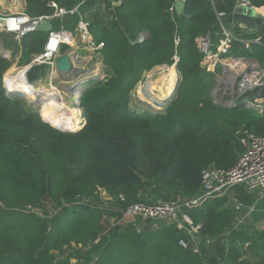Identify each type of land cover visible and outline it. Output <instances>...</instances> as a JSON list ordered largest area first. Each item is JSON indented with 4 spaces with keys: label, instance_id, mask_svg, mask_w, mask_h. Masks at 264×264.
I'll return each instance as SVG.
<instances>
[{
    "label": "trees",
    "instance_id": "obj_1",
    "mask_svg": "<svg viewBox=\"0 0 264 264\" xmlns=\"http://www.w3.org/2000/svg\"><path fill=\"white\" fill-rule=\"evenodd\" d=\"M24 1L25 12L39 16L52 12L49 2L72 8L82 0ZM234 2L186 0L181 14H170L174 0H87L81 10L90 20V34L104 43L106 76L81 90L84 124L75 133L59 132L46 122L76 131L81 120L65 126L41 114L44 122L34 105H23L22 96L5 94L2 75L10 65L0 55V264H52L54 253L69 246L73 249L59 264H218L220 259L222 264H264V200L251 214V224L232 235L227 251L217 241L201 256L178 246L184 233L175 227L119 223L130 205L181 203L200 191L203 170L233 168L243 152L240 129L264 135V114L213 103L218 69L203 68L197 44L207 33L218 36L220 21L233 24L237 39L230 55L264 66V26L248 33L231 22ZM251 3L264 6V0ZM218 14L224 16L219 20ZM140 33L147 37L138 44ZM45 35L28 33L17 47L21 56L41 53ZM254 38L259 43L246 48L245 41ZM175 55L180 79L176 89L170 82L171 99L160 109L130 108L137 84L154 67L171 66ZM99 189L110 198L106 207L99 202ZM235 201L244 209L252 205L251 195L237 186L230 195L183 210L200 235L215 239L237 215ZM110 219L114 226L106 229ZM236 240L248 242V248L241 251Z\"/></svg>",
    "mask_w": 264,
    "mask_h": 264
},
{
    "label": "built area",
    "instance_id": "obj_2",
    "mask_svg": "<svg viewBox=\"0 0 264 264\" xmlns=\"http://www.w3.org/2000/svg\"><path fill=\"white\" fill-rule=\"evenodd\" d=\"M176 1L182 3L186 2V0H174V4ZM86 2L87 0H82L72 8H66L52 1L47 4L52 12L39 16H30L24 9L18 13L8 12L7 14H0V33L4 36L12 37L18 43L30 32V29L35 27L39 22L44 20L50 22L51 30L46 32V40L42 52L39 54H31V59L26 65L30 67L34 65H43V70L46 69L45 74L42 70L39 75L40 79L31 85H35L43 79H47L48 86L53 85L49 88H56L59 99L64 101L65 104H67V101L62 98L63 94L58 88H62L69 83H74V86L70 89V92L74 94L78 91V89L76 90V86L80 87L91 80L103 81L106 76L104 75L103 58L101 56L104 43L97 42L90 34V20L87 19L86 14H83L81 10L82 5ZM251 2L252 0H235L234 8H253ZM174 4L168 10L170 14L175 13ZM223 16V14H218V19L220 20ZM74 17H76V20L72 22L71 18ZM54 21L57 22L56 29H54L52 25ZM219 29L220 36H218L216 42L212 39L213 34L207 33L206 36L198 40L197 44L200 53L203 54V68L208 69V71H214L217 68L219 72H222L221 75L218 71L215 74L213 80L214 86L211 89L212 99L214 102L225 99L226 103H229L235 99L241 90L251 89L256 85H263L264 68L255 60L237 56H234V58L231 57L230 51L232 44L237 37L228 27L224 26L221 21ZM259 41V38H255L252 42L248 41L246 42V47L248 44L259 43ZM179 42L180 36L177 35L174 43L177 46ZM8 50L9 49H6L0 41V55H7ZM64 56L69 57L70 68L67 72L60 73L57 69V65ZM178 59V55H175L172 58L173 64L171 66L159 65L154 67L149 74L152 73V75H157L162 71V68H174ZM242 62L248 65L247 70H245L241 76L236 77L234 82L229 85V80L226 79V72L232 70ZM23 65L22 63L20 66ZM8 70L2 75V87L5 94L9 95L10 93H16L19 96L25 97L21 95L19 88L14 89L6 82ZM234 72H236V70H234ZM23 80H25V83L28 82L26 77L23 78ZM246 83H248L247 88ZM36 88L39 87L36 86ZM134 92L135 90L133 91L135 96L136 93ZM77 94H79V91ZM66 96L67 94L65 93L64 98H66ZM79 101L80 97L76 104V109L80 110ZM30 102L32 106L37 103V101L34 100H30ZM40 117L45 121L41 114ZM79 118L83 121V113H79ZM238 133V141L240 146L243 147V152L239 154L233 168L223 170L209 167L202 171L200 191L193 197L181 201V203L162 201L149 205L133 204L122 212L120 221L131 219L141 223L147 222L154 229L175 227L178 231H183L184 233V237L177 241L178 246L181 249L191 250L192 253L197 256H201L204 250L211 249L213 244L217 241H219L221 245H224L227 251V249L232 246V235L239 233V231L251 224V214L255 211L257 205L264 200V135L254 134L246 128L240 129ZM237 186H242L243 190L251 195L252 205L244 209L241 203L235 201L236 205L234 207L235 210L238 211L237 215H235L232 223L219 238L212 239L200 235V227L192 223L183 208H198L207 200L219 199V197L230 195ZM98 195H100V197H106V193L101 189L98 190ZM235 245L238 247L243 245L241 251H245L249 243L246 242L242 244L240 241L236 240ZM223 262L224 260L220 259L218 264H222Z\"/></svg>",
    "mask_w": 264,
    "mask_h": 264
},
{
    "label": "rangeland",
    "instance_id": "obj_3",
    "mask_svg": "<svg viewBox=\"0 0 264 264\" xmlns=\"http://www.w3.org/2000/svg\"><path fill=\"white\" fill-rule=\"evenodd\" d=\"M25 5H26V1H24V0H0V14H7L8 12H13V13H18V12H20L22 9H24V7H25ZM29 15V14H28ZM52 25H53V28L54 29H56L57 28V22H53L52 23ZM0 41H1V43H3V45H4V47H7V45H9V50H8V52H7V55H1V58H3V59H6V61H8L9 62V67H8V69H12L14 66H16V65H21L22 63L24 64V65H26L28 62H29V60L31 59L30 58V55L32 54H29V55H27V56H21V52H16L15 53V51H14V49L16 48V50H17V47L19 48L20 47V44L18 45V42H16V40L15 39H13L12 37H9V36H4L2 33H0ZM213 41H214V39H213ZM19 51V50H18ZM15 53V54H14ZM234 56H236L235 55V53L234 54H231V57H233L234 58ZM262 67V66H261ZM262 68H264V66L262 67ZM7 69V70H8ZM173 70H174V72L175 73H177L176 72V69L175 68H173ZM9 71V70H8ZM43 72H44V74H45V72H46V69L45 70H43ZM218 73H220V75L222 74V72H219L218 71ZM43 74V75H44ZM166 73H163L162 71L161 72H159V74H157V75H152V73L151 74H148V75H146L143 79H142V81H140V83L136 86V88L134 89L135 90V92L134 93H136V95L134 96V94H133V92H131V95H132V100H134V102L135 103H131L130 105H129V107L131 108V107H133L135 104H138V105H143V106H145V105H147L150 101H148V103L147 102H145V101H143L142 99H140L139 97H138V94H137V87L138 88H140V85H145L146 83H149V82H153L154 81V83L156 82V81H159V80H161L160 78L163 76V75H165ZM43 75H41V76H43ZM179 75V73H177V76ZM44 77V76H43ZM179 79H180V77H179ZM3 81V80H2ZM214 82V81H213ZM164 83H166L165 85L164 84H161V85H164V87L163 88H161L162 90H163V93H164V95L166 96L168 93V90L170 89V82L168 83V81L166 80ZM86 83H84V85H85ZM84 85H82V86H76V90L78 89V91H79V94H81V90H83L84 89ZM168 85V86H167ZM35 86H37V87H39L38 88V90H40V91H43V92H45V93H50V94H52V93H56V88H49V86H48V82H47V79L45 80V79H43L41 82H38L37 84H35ZM74 86V83H69V84H66L65 86H63L62 88H58V90L60 91V92H62V98L63 99H65L66 101H67V104H66V106L65 107H67V109L68 110H70V109H73V110H76V112L78 113V115H79V113H81L82 114V109H76V104L78 103V99H79V97H80V99H81V96H82V94L81 95H79V94H77V92H75L74 94L72 93V92H70V89L72 88ZM150 86V88H155L156 86L155 85H149ZM176 86H177V84L176 85H174V88L176 89ZM214 86V84L212 85V87ZM51 87V86H50ZM168 89H167V88ZM174 88H172L171 90L174 92ZM212 89V88H211ZM133 90V91H134ZM72 91V90H71ZM172 91H170V92H172ZM67 94V96H66V98H64V94ZM34 94V95H33ZM174 94V93H173ZM25 95H29L31 98H33V97H38L40 94H38V91L36 90L35 92L34 91H27V93L25 94ZM54 95V94H53ZM40 98L42 97V95L41 96H39ZM228 98V97H227ZM20 99H23V105H25L26 106V108L29 106V105H31L32 103L30 102V100H29V98H27V97H22V98H20ZM34 99V98H33ZM37 99V98H36ZM230 99V98H229ZM44 101H47V100H44ZM213 102H214V100H213ZM36 105H34L33 107H36V108H33V107H31L32 109H35V111H36V113L37 114H39V112L41 111V106H40V104H38V103H35ZM149 106H150V104H148ZM32 106V105H31ZM151 107L152 108H154V106L153 105H151ZM157 109H160V108H157ZM251 111V110H250ZM255 113H257V112H255ZM40 115V114H39ZM44 115V114H43ZM67 115H69V114H67ZM79 117V116H78ZM80 119V118H79ZM81 121H82V119H80ZM45 122V121H44ZM46 123H48V124H50L51 126H53L52 124H51V122L50 121H47ZM83 124H84V120L82 121V124L76 129V131H78V130H80L81 128H82V126H83ZM108 196H107V194H106V197L105 196H102V197H100V195H98V199H99V202L103 205V206H107V205H109V198H107ZM90 201L92 200L93 201V199L92 198H90L89 199ZM128 222H131V223H133L134 224V227H139V224H138V222L136 221V220H131V219H125V220H123V221H120L119 223H121V224H123V225H125L126 223H128ZM114 224V219H110V220H108V221H106V229L107 228H109V227H111V226H114L113 225ZM256 227L257 226H259L260 227V225H255ZM263 225L261 224V227H262ZM139 230V229H138ZM73 249V247H67V248H65L64 249V251H63V253H54L55 254V259H54V261H53V263L52 264H59L61 261H62V259L64 258V257H66L67 256V254L71 251ZM96 256V255H95ZM97 257V256H96ZM71 261V263H74L75 262V260H73V259H71L70 260ZM91 264H94L93 262H91Z\"/></svg>",
    "mask_w": 264,
    "mask_h": 264
},
{
    "label": "bare ground",
    "instance_id": "obj_4",
    "mask_svg": "<svg viewBox=\"0 0 264 264\" xmlns=\"http://www.w3.org/2000/svg\"><path fill=\"white\" fill-rule=\"evenodd\" d=\"M18 66L16 65L12 69H9L8 78L6 81L14 89L19 88L21 91V95L27 98L29 97L30 100L37 101V103L41 105L40 114H44L46 117H49L50 119L56 121L58 124L65 126L69 125L75 127L80 123L78 113L73 109L68 110L67 107H65V102L59 99L57 92L52 94L45 93L43 91L38 90L35 85H31L28 82H24L25 80H23V78H25L24 76L27 74V71L30 69V66ZM247 68L248 65H246L245 62H242L239 65L235 66L232 70L226 72V79L229 80V85L234 82V79H236V77L241 76L245 72V70H247ZM234 70H236V72H234ZM162 71L166 74L160 78L161 80L156 81L155 83L154 81L149 82L145 85H140V88H137L138 97L147 103L148 101H150L148 104L153 105L155 108H160L162 105H164L169 99H171L174 93L173 91L170 92L168 90V94L165 96L163 90L159 89V87L162 88L166 84L164 83L166 80L168 81V83L171 82L172 85H176L179 80V76H177L172 67L162 68ZM149 85H155L156 87L152 89ZM247 85L248 83H246V88ZM30 90L34 92L37 90L38 94H40L39 96L42 95V97H33V99L29 95H25L27 91Z\"/></svg>",
    "mask_w": 264,
    "mask_h": 264
},
{
    "label": "water",
    "instance_id": "obj_5",
    "mask_svg": "<svg viewBox=\"0 0 264 264\" xmlns=\"http://www.w3.org/2000/svg\"><path fill=\"white\" fill-rule=\"evenodd\" d=\"M184 3L176 1L174 4L175 14H181L183 11ZM233 17L231 22H235L243 31L252 32L256 30L259 26L264 24V18L260 12L254 8L241 9L236 8L232 13ZM51 30V24L49 21L39 22L35 27L30 29V32H37L45 34ZM27 35V34H26ZM26 37V36H25ZM146 35L140 33L137 39V43L144 42L146 40ZM43 65H34L30 67L27 71L26 79L29 84H33L40 79V72L43 70ZM69 57L64 56L57 65V69L60 73H65L69 70ZM79 107L81 108V99L79 101ZM215 105H218L223 108L235 110V109H248L251 111H256L260 114H264V84L253 86L251 89H243L235 97L233 101L226 103L225 99L217 100L214 102ZM55 130L62 133H75L77 131L61 130L58 127L52 126ZM141 227L147 229V224L141 223Z\"/></svg>",
    "mask_w": 264,
    "mask_h": 264
},
{
    "label": "crops",
    "instance_id": "obj_6",
    "mask_svg": "<svg viewBox=\"0 0 264 264\" xmlns=\"http://www.w3.org/2000/svg\"><path fill=\"white\" fill-rule=\"evenodd\" d=\"M25 6H26V5H25ZM253 8L256 9L258 12H260V14H262V16H263V18H264V6H262V7H258V8L253 6ZM22 10H23V9H22ZM22 10H21V11H22ZM234 10H235V8L233 7V11H232V13L234 12ZM21 11H20V12H21ZM24 11H25V7H24ZM262 26H264V24L261 25V26H259L258 28H260V27H262ZM233 27H234L233 24H231L230 27H228V28H229L230 30H232ZM258 28H257V29H258ZM256 31H257V30H254V31H252V32H249V31H245V32L253 33V32H256ZM45 34H46V33H45ZM218 36H220V34H218ZM218 36H216V37L214 38V41H215V42L217 41ZM45 37H46V35H45ZM254 39H255V38H254ZM254 39H252V40H254ZM245 42H248V41H245ZM249 42H252V41H249ZM19 43H20V42H19ZM19 43H18V45H19ZM256 44H257V43H256ZM245 46H246V44H245ZM248 46H249V45H248ZM248 46H247V47H248ZM247 47H246V48H247ZM5 48H6V49H7V48L9 49V45H7V47H5ZM14 51H16V48L14 49ZM17 51H18V50H17ZM19 52H20V51H19ZM174 68H175V67H174ZM213 103H214V102H213ZM138 224H139V226L142 225L141 222H138ZM261 224L263 225V222L258 223V225H260V227L257 226L258 229L261 228Z\"/></svg>",
    "mask_w": 264,
    "mask_h": 264
}]
</instances>
